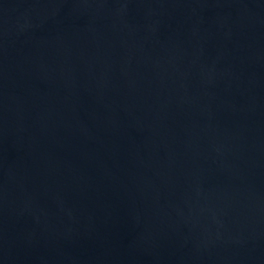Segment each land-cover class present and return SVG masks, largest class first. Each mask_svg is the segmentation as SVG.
<instances>
[{
	"label": "water",
	"instance_id": "1",
	"mask_svg": "<svg viewBox=\"0 0 264 264\" xmlns=\"http://www.w3.org/2000/svg\"><path fill=\"white\" fill-rule=\"evenodd\" d=\"M0 264H264V0H0Z\"/></svg>",
	"mask_w": 264,
	"mask_h": 264
}]
</instances>
